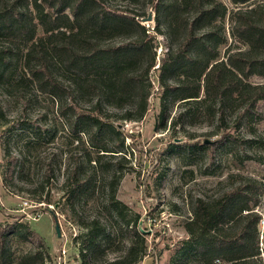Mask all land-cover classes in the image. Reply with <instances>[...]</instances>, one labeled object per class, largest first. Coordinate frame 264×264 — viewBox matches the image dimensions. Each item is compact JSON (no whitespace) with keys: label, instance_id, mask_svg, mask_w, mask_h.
Returning a JSON list of instances; mask_svg holds the SVG:
<instances>
[{"label":"rangeland","instance_id":"1","mask_svg":"<svg viewBox=\"0 0 264 264\" xmlns=\"http://www.w3.org/2000/svg\"><path fill=\"white\" fill-rule=\"evenodd\" d=\"M220 1L227 7L223 19L217 21L219 33L225 38L219 46L221 59L231 50L246 46L229 34L228 13L235 5L230 0ZM263 1L250 0L240 6ZM102 4L119 11L126 7L146 10L152 19L141 18V23L153 28L156 2L150 8L126 0H103ZM178 34L169 35L166 27L162 33H149L150 46L148 52L141 53L138 72L153 49L156 65L141 78L147 108L139 119L122 117L136 103V93L130 97L131 104L115 107L101 90L80 94L71 84V94L53 99L37 91L29 80L20 89L23 94H18L13 86L16 74L0 75V223L27 222L47 245L49 257L45 264H52L51 260L57 263L62 248L67 262L78 258L88 238L82 221L93 217L106 226L105 233L98 237L101 249L91 256L94 263L122 254L130 237L126 222H135L141 232L138 257L132 264H204L196 254L186 253L183 225L192 214L195 197L223 192L236 181H232L231 174L250 176L260 183V201L255 210L264 219V99L238 125L234 124L235 111H227L222 127L218 126L215 111L208 112L206 103L162 99L164 86L156 67L165 50L180 41ZM125 40V35L117 34L100 41V45L116 46ZM3 44L0 40V48ZM56 65L58 76L64 80V69ZM16 73H20L19 68ZM249 80L264 83L257 75ZM163 108L165 126L161 123ZM85 113L97 114L113 127L92 132L82 118ZM175 118L178 120L174 122ZM16 121L22 122L21 128L13 126ZM225 130L239 140L219 144L214 157L209 158L203 142L218 140ZM102 152L106 155L93 164ZM121 158L125 161L119 165L117 160ZM73 168L90 180L80 193L71 196L63 182ZM111 196L117 202L116 208L109 203ZM258 228L261 247L264 223L259 221ZM11 245L18 254L35 247L18 236ZM260 255L263 257L262 249Z\"/></svg>","mask_w":264,"mask_h":264},{"label":"trees","instance_id":"2","mask_svg":"<svg viewBox=\"0 0 264 264\" xmlns=\"http://www.w3.org/2000/svg\"><path fill=\"white\" fill-rule=\"evenodd\" d=\"M248 1L230 0L235 8L228 13L229 34L246 48L231 50L220 59L219 46L225 38L219 33L217 21L227 13L220 0H126L128 4H145V8L156 2L152 29L141 23L146 10H112L102 4L103 0H0V40L4 43L0 48V75L16 74L13 86L18 94L29 80L37 91L53 99L71 94V84L80 94L101 90L115 107L131 104L130 97L136 93V103L122 117L139 119L147 108L141 78L156 65L155 49L147 54L141 72L138 61L142 52H148L150 31L162 33L166 27L169 35L179 33L181 39L165 50L156 67L164 86L162 99L206 103L208 112L215 111L219 127L227 111L233 110L234 124L238 125L264 99V83L249 80L253 75L264 79V1L240 6ZM117 34L125 35L126 40L116 46L100 45V41ZM56 64L64 69V80L58 76ZM60 110L64 113L65 107ZM82 115L92 132L113 127L97 114ZM166 116L163 108V126ZM13 126L21 128L22 122L16 121ZM225 131L218 140L203 142L209 158L214 157L219 144L239 140ZM187 145L195 144H183ZM103 155L106 154L98 153L93 164L100 162ZM124 161L121 158L117 164ZM230 178L236 181L223 192L195 197L192 214L183 225L187 233L184 249L196 254L204 264H264V230L259 247L261 216L255 210L261 185L239 173ZM88 180L90 177L73 168L63 187L74 196ZM109 203L116 208L113 196ZM82 226L88 238L78 255L80 264H132L137 259L141 230L135 222H126L130 237L125 251L97 263L91 256L101 249L98 237L105 233L106 226L97 217L82 221ZM17 236L34 243V249L18 254L11 245ZM47 249L27 222L0 223V264H45Z\"/></svg>","mask_w":264,"mask_h":264},{"label":"built area","instance_id":"3","mask_svg":"<svg viewBox=\"0 0 264 264\" xmlns=\"http://www.w3.org/2000/svg\"><path fill=\"white\" fill-rule=\"evenodd\" d=\"M260 223L263 224L264 223V219H260ZM51 263L52 264H80V261H79L78 258H74V259L69 260V262H67V260H66V250L64 248H62L60 250V253L57 256V263H55L53 260H51Z\"/></svg>","mask_w":264,"mask_h":264},{"label":"water","instance_id":"4","mask_svg":"<svg viewBox=\"0 0 264 264\" xmlns=\"http://www.w3.org/2000/svg\"><path fill=\"white\" fill-rule=\"evenodd\" d=\"M151 19H152V14L148 13V15L146 17L142 18V21H148V20H151ZM54 228H55L56 234L59 236L60 235V229H59V225H58L57 222H55Z\"/></svg>","mask_w":264,"mask_h":264}]
</instances>
